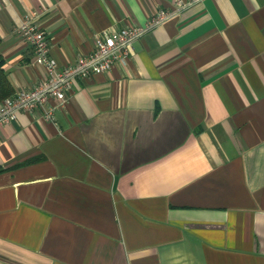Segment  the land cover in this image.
Listing matches in <instances>:
<instances>
[{
    "label": "crops",
    "instance_id": "crops-1",
    "mask_svg": "<svg viewBox=\"0 0 264 264\" xmlns=\"http://www.w3.org/2000/svg\"><path fill=\"white\" fill-rule=\"evenodd\" d=\"M175 7L0 0L10 95L46 76L28 18L61 68ZM72 81L0 125V264H264V0H197Z\"/></svg>",
    "mask_w": 264,
    "mask_h": 264
},
{
    "label": "built area",
    "instance_id": "built-area-1",
    "mask_svg": "<svg viewBox=\"0 0 264 264\" xmlns=\"http://www.w3.org/2000/svg\"><path fill=\"white\" fill-rule=\"evenodd\" d=\"M195 1L197 0H176L174 9H159L143 26H127L110 32L103 31L96 36L91 53L80 56L73 63L61 68L49 54L45 30L28 18L16 31L29 44L35 62L43 66L46 76L35 85L19 90L0 101V125L12 121L18 110L31 112L35 108H42L43 103L50 96L57 99L58 106H62L74 78L85 79L91 74L108 70L116 61L125 60L135 40L142 37L154 25L164 22ZM35 13L33 12L31 16H35ZM43 116L47 120H52V109L43 110Z\"/></svg>",
    "mask_w": 264,
    "mask_h": 264
},
{
    "label": "trees",
    "instance_id": "trees-1",
    "mask_svg": "<svg viewBox=\"0 0 264 264\" xmlns=\"http://www.w3.org/2000/svg\"><path fill=\"white\" fill-rule=\"evenodd\" d=\"M10 94H11V86L4 73L3 59L2 57H0V101L8 97Z\"/></svg>",
    "mask_w": 264,
    "mask_h": 264
}]
</instances>
